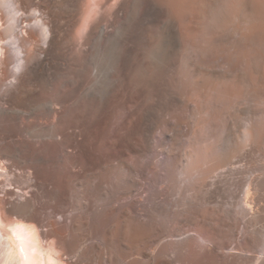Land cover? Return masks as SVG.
I'll use <instances>...</instances> for the list:
<instances>
[{
	"label": "bare ground",
	"instance_id": "6f19581e",
	"mask_svg": "<svg viewBox=\"0 0 264 264\" xmlns=\"http://www.w3.org/2000/svg\"><path fill=\"white\" fill-rule=\"evenodd\" d=\"M20 4L50 35L15 83L0 59V221L64 264H242L264 234V0Z\"/></svg>",
	"mask_w": 264,
	"mask_h": 264
},
{
	"label": "clouds",
	"instance_id": "9594fccd",
	"mask_svg": "<svg viewBox=\"0 0 264 264\" xmlns=\"http://www.w3.org/2000/svg\"><path fill=\"white\" fill-rule=\"evenodd\" d=\"M40 10L31 8L26 13L20 0H0V59H9V83L17 82L27 70L30 61L23 44L29 31L37 32L46 47L50 32L38 29ZM63 253L55 238L47 237L44 229L34 221L14 216L0 221V264H64Z\"/></svg>",
	"mask_w": 264,
	"mask_h": 264
},
{
	"label": "rangeland",
	"instance_id": "374dc122",
	"mask_svg": "<svg viewBox=\"0 0 264 264\" xmlns=\"http://www.w3.org/2000/svg\"><path fill=\"white\" fill-rule=\"evenodd\" d=\"M59 3L60 2H58L57 4ZM2 89H5V88H2ZM1 90L0 92H3ZM233 237L235 240V239H240L242 236L240 234H234ZM233 237L229 236V241L232 240V243L234 242ZM249 238H250L252 246L248 250H246L245 252L246 259L242 262V264H264V234L259 233L255 235H249ZM234 247L239 249V245L237 246L235 244ZM237 252L239 251L237 250Z\"/></svg>",
	"mask_w": 264,
	"mask_h": 264
}]
</instances>
